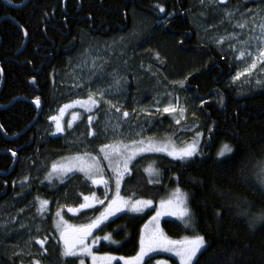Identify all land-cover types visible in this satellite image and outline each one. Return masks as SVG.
<instances>
[{
	"label": "trees",
	"instance_id": "16d2710c",
	"mask_svg": "<svg viewBox=\"0 0 264 264\" xmlns=\"http://www.w3.org/2000/svg\"><path fill=\"white\" fill-rule=\"evenodd\" d=\"M202 1L0 0V106H4L0 107V126L7 135L0 129V264H21L27 252L41 264H78V258L62 256L54 224L41 218L37 198L52 195L53 203L73 205L82 202V193L93 190L91 181L81 175L65 180L52 193L43 183L51 160L85 144L84 140L72 141V135L88 136L77 121L71 134L67 128L62 136L50 137L51 129H44L45 118L67 98L64 86L73 55L90 43L129 34L133 28L139 35L127 47V51L135 49L128 54L132 71L137 70L142 56L145 63L157 68L164 83L183 81L188 95L187 117L181 128L166 116L157 118L156 124L165 127L179 145L192 140L197 132L200 145L194 156L184 160L166 154L154 156L160 178L151 183L144 170L135 167L123 181V194L158 200L179 186L188 195L195 231L175 218L163 219L161 226L172 238L204 236L205 246L193 264H264V221L258 219L264 215V181L260 178L264 82L242 86L231 80L240 63L231 50L202 37ZM19 26L27 35L23 48L25 38ZM152 52L160 60H153ZM136 80L134 84L152 88L148 76L137 73ZM127 88L132 92L131 85ZM37 97L41 111L35 119L37 110L31 100ZM25 128L24 133L10 138ZM71 141L77 145L69 147ZM225 144L233 151L219 156ZM147 160L149 157L139 161ZM102 193L98 186V194ZM100 207L71 219L89 221ZM147 216L148 212H121L107 220L98 232L109 231L118 243H102L100 250L135 254ZM42 233L48 235L43 247L35 239ZM152 258H146L144 264Z\"/></svg>",
	"mask_w": 264,
	"mask_h": 264
},
{
	"label": "rangeland",
	"instance_id": "374dc122",
	"mask_svg": "<svg viewBox=\"0 0 264 264\" xmlns=\"http://www.w3.org/2000/svg\"><path fill=\"white\" fill-rule=\"evenodd\" d=\"M228 1L229 0L202 1L203 8H201L202 10L199 14L201 35L208 41L214 42L225 50H231V52L234 53L235 59L240 63L231 78L235 84L242 86L262 84L264 82V56H261L260 52L264 51V0H245L241 4L228 3ZM138 35L137 28H133V30H129V34H120L109 40H102L99 43L93 42L77 51L70 60L72 64L66 74L68 82L64 86V90L65 93H68L66 94L67 98L56 106L54 112H51L45 118L44 129L46 131H50L51 129V135L61 134L62 132L56 131V122L52 120L51 117L59 116L60 109L63 108L64 105H74L73 107L65 109L61 118V125L64 128V131L69 128L70 131L67 132L71 134L76 130L74 124L78 121L82 126H85V132L88 136L87 138L84 133L81 135L74 133L72 135V141L84 140L85 144L81 147H74V150H70L49 162L43 178V183L46 184L45 186L48 191L54 190L56 186H59L58 189L63 187L66 184L65 180L70 176L81 175L85 178L83 173L75 170L73 173H69L63 177L56 173L51 177L48 176L54 163H66L74 159L76 156H85V154H87L85 158L95 157L100 160L101 167L104 169L103 177L109 184L107 199L104 198V185H98L104 189L103 193L98 197L100 200H104V203L99 204L101 207L95 212L96 215L93 216V219L90 218L89 221H86L83 224L75 223L70 220L67 221L65 219L67 217L66 214L75 212H67L68 208L64 207L65 203L63 201L53 204L55 207L53 211L55 221L53 224L58 237H60V235L56 229V223L59 218L55 215L57 211H60L61 215H64L63 219L67 221V225L80 227L89 224L100 217L101 213L108 208L111 199L115 197V173H113L112 168L108 166V161L102 159L103 154L100 152V149L104 145H127V151L131 152L134 150L135 142L141 140L145 142V147L147 146V143L151 141L154 143L171 142V144L177 148H182L186 144H191L193 141H196L197 151L199 149L200 138L196 135L197 132L192 140H189L185 145H179L173 141L172 136L167 133L165 127L156 124L157 118L166 116L174 125H179L181 128L182 123L187 117L186 102L188 100V95L186 96L183 91L184 85L181 86L183 81H169L164 83L158 75L157 68H155L150 62L145 63L144 60L141 59L142 56H140L142 62L140 59L138 64L136 62L138 66L137 70L132 71L130 66L132 61L129 60L128 54L135 51V49L133 51H127V47L130 43H133V41L138 40ZM241 53H243V55H241ZM150 55L153 60H160L158 53L152 52ZM134 57L135 55L132 56V58ZM253 64H255L254 68L252 67ZM157 65L158 64H156V66ZM135 71H137L139 75L148 76L150 80H152V88L144 87V85L141 84H134L133 81H135V83L137 81V73H134ZM117 80H119L118 85L116 84ZM130 85L133 87L132 92L127 88ZM101 93H103V95H101ZM89 95H92L93 99L96 101L94 105H89V107H91L90 112L86 111V109L81 107L80 104H74V102L78 100L87 101ZM165 107H174L177 110L175 112H164L163 109ZM117 109H119V112ZM180 109H184L182 115ZM124 112L128 113L127 117L123 115ZM73 113H76L78 116V119L75 121L72 120ZM89 116L92 117L91 122L88 120ZM177 119L180 120L179 124L176 123ZM70 122L72 126L68 127ZM72 141L67 142L69 147L77 145V143ZM121 150L123 151L124 149L122 148ZM161 154L168 155L166 152L154 151H144L139 153L129 166L130 172L138 166L144 170L150 180H159L160 170L153 157ZM168 156L174 158L173 156ZM147 157H149V160L146 162L141 163L139 161L140 159L145 160ZM149 165L156 169L158 175H149L145 171ZM113 166H116V158L113 159ZM128 174L129 173H126L122 178L120 196L130 203H135L136 200L152 201L151 206L143 209L141 212H131L127 209L121 211L133 214H143L148 212L147 219L141 227V238L145 225L149 224V221H151L152 217L155 216L158 211H163L160 206L161 201H167L172 198V194L177 188L181 189L183 193L186 192L179 186H176L171 188L170 193L166 197L158 200L127 196L123 194L122 186L123 181ZM260 178L264 181V161L262 162V168L260 169ZM37 199L44 200L40 198ZM39 200L37 202L38 206ZM92 204L93 207H91L90 211L96 207L94 206V200L92 201ZM49 210L50 208L48 205L47 210L41 214L43 220L50 214ZM121 212H117L115 215ZM115 215L109 216L108 219ZM165 218L177 219L174 215H162L158 221L159 227L162 231L161 221ZM149 227L151 228L152 226L149 225ZM105 235H110L112 237L111 233L105 230L103 233H94L88 238L87 243L92 247L93 253L97 256L110 255L116 257L117 259L113 260L112 264H124V260L119 259L120 257L125 259L132 258L140 251V238L137 252L130 256H123L100 250L102 243L114 245L118 243L113 237L112 239L115 240L116 243L105 241L103 239ZM165 236L167 235L165 234ZM192 236L194 235H184L177 238L167 237L171 240H179ZM96 237H100V239L93 244V240ZM17 253L23 255L22 251ZM30 255L31 252H27L26 255H23L24 258H22L21 264H34L35 261L40 262L38 257ZM150 256H153V258L149 261V264H158V262H161V264H180V259L175 256L174 252L165 251L163 248H158L156 251L150 252L144 257L141 264H144L146 258ZM82 258L84 259L85 264H92L91 257L85 256ZM172 259H175L176 261H173Z\"/></svg>",
	"mask_w": 264,
	"mask_h": 264
},
{
	"label": "snow or ice",
	"instance_id": "6c2138e0",
	"mask_svg": "<svg viewBox=\"0 0 264 264\" xmlns=\"http://www.w3.org/2000/svg\"><path fill=\"white\" fill-rule=\"evenodd\" d=\"M160 12H164L163 7H159ZM243 55V53H241ZM261 56H264V51L260 52ZM255 67V64L252 65ZM119 84V80L116 81ZM181 86L183 84L181 83ZM103 95V93H101ZM34 103L39 107L40 99L37 97ZM96 101L93 99L92 95H89L87 101H75L74 104H80L81 107L85 108L86 111L90 112L91 107L89 105H94ZM74 105H64L60 109L59 116L51 117L52 120L56 122V131L63 132L64 128L61 125V118L64 114L65 109L73 107ZM177 109L174 107H165L164 112H175ZM119 112V109H117ZM181 115L184 109H180ZM125 117L128 116L127 112H124ZM78 119L76 113L72 114V120ZM89 122H91L92 117H88ZM177 124L180 120L177 119ZM71 122L68 127H71ZM199 135V134H198ZM124 149L123 151L121 149ZM127 145H104L100 152L103 154L102 159L108 161V166L112 168L113 173H115V197L111 199L108 208L101 213L100 217L93 220L91 223L82 225L80 227H72L67 225V221L63 219L60 211L56 212V217L59 218L56 223V229L59 232L60 240L63 241V257H74L79 258V264H85L82 257H91L92 264H112V261L117 259L116 257L105 255L97 256L93 253L92 247L87 243L90 236L93 235V230L101 226V224L106 221L109 216L115 215L117 212L124 211L127 209L131 212H141L143 209L151 206V200H136L135 203H130L120 196V185L122 178L126 173L130 174L129 166L132 164L134 158L144 151H154V152H166L168 155L173 156L176 159L184 160L194 156L197 153V143L193 141L191 144H186L182 148H177L171 144V142L166 143H154L149 141L145 147V142L143 140L135 142L134 150L131 152L127 151ZM233 149L225 144L222 146L219 156H225L226 153H231ZM85 156H76L74 159L66 162L52 165L51 172L48 176L51 177L54 173L59 174L61 177L73 173L74 170L84 174L85 178L93 185L103 184L105 187L104 198H108V181L104 179L103 172L104 169L101 167V162L95 157L85 158ZM116 158V166H113V159ZM122 165V167H121ZM145 171L149 175H158L156 169L151 165ZM152 182L151 180L149 181ZM84 203L80 204L79 209L69 208L70 212H78L80 209H86L93 207L92 201L96 200L98 203L103 204L104 200H100L96 197L93 192L91 196H84ZM49 204L48 200H39L38 212L43 214L47 210ZM161 209L163 211H158L155 216L152 217L149 224L144 227V232L140 238V251L132 258L125 259L120 257L119 259L124 260V264H141L144 257L150 252L156 251L158 248H163L165 251L174 252L175 256L179 257L180 264H193L194 258L197 257V253L201 251L205 246V238L201 235H194L192 237H185L179 240H171L160 229L158 221L162 215H174L180 220L186 229H192L195 231V220L194 214L188 206V195L183 193L181 189L177 188L172 194V198L167 201H161ZM258 219L264 221V215L260 216ZM149 225L152 227L150 228ZM47 238H45L46 240ZM100 237H96L93 240V244L99 240ZM105 241H110L111 243H116L110 235H105L103 237ZM45 240H36V243L43 247ZM34 264H40L39 261H35ZM161 264V262H158ZM198 264V262H197Z\"/></svg>",
	"mask_w": 264,
	"mask_h": 264
},
{
	"label": "flooded vegetation",
	"instance_id": "af4514ba",
	"mask_svg": "<svg viewBox=\"0 0 264 264\" xmlns=\"http://www.w3.org/2000/svg\"><path fill=\"white\" fill-rule=\"evenodd\" d=\"M48 135L51 137H58V136H62V133L61 134H58V135H51V132H48ZM14 161V160H13ZM91 185L93 186V190H91V191H89V192H87V193H82L81 194V196H82V202L80 203V204H82V203H84V199H83V197L84 196H91L92 195V193L94 192L95 193V195H96V197H99V194H98V185H93L92 183H91ZM47 189V188H46ZM48 190V189H47ZM53 192V190H51V191H48V193H52ZM53 196L52 195H49V196H47V197H42L41 199H44V200H48L49 201V208H50V210H49V212H50V214L46 217V220H48V219H50L49 221H51V223H53V221L55 220V216H54V213H53V211H54V209H55V207H54V203H53V198H52ZM36 201V200H35ZM94 202H95V205L94 206H98V202L96 201V200H94ZM80 204H73V205H67L66 203L64 204V207L65 208H73V209H77V208H79V206H80ZM37 206H38V204H37ZM38 208H39V206H38ZM68 209H67V212H69L68 211ZM90 209L91 208H89V209H82V210H79L78 212H75V213H71V214H66L67 215V217L65 218L67 221H73L72 219H71V217H77V216H79L80 215V213H82V212H89L90 211ZM40 215H41V213H40ZM62 216H64V215H62ZM42 218V217H41ZM64 218V217H63ZM45 220V219H44ZM106 222V221H105ZM101 227V226H100ZM99 227V228H100ZM48 237V235H46V234H43L42 233V235H38V236H36V240H45V238H47ZM58 237V236H57ZM60 239V237H58V240ZM59 242L60 243H62V245H63V242L61 241V240H59Z\"/></svg>",
	"mask_w": 264,
	"mask_h": 264
},
{
	"label": "water",
	"instance_id": "95a60500",
	"mask_svg": "<svg viewBox=\"0 0 264 264\" xmlns=\"http://www.w3.org/2000/svg\"><path fill=\"white\" fill-rule=\"evenodd\" d=\"M25 38H26V37H25ZM25 44H26V41L23 42V44H22V48L25 46ZM1 83H2V81H1ZM34 101H35V100H32L31 103L36 107V110H37V112H36V116H35V119H36V118L39 116V114H40L41 106L38 107V106L34 103ZM0 107H1V108H4V106H0ZM0 129H1L2 133H3V135H4L5 137H7V135L4 133V131H3V129L1 128V126H0ZM25 131H26V128L23 129L22 131H20L19 133L14 134V135L11 136L10 138L18 137V135L24 133ZM1 153H6V151H1ZM15 159H16V155H15V153H14V161H13V163H12V165H11V168L13 167V165H14V163H15ZM95 230H96V229H94L93 232H94Z\"/></svg>",
	"mask_w": 264,
	"mask_h": 264
},
{
	"label": "bare ground",
	"instance_id": "6f19581e",
	"mask_svg": "<svg viewBox=\"0 0 264 264\" xmlns=\"http://www.w3.org/2000/svg\"><path fill=\"white\" fill-rule=\"evenodd\" d=\"M19 27H20V28L22 29V31H23L24 38L27 37L25 30H24L21 26H19ZM24 41H26V38H25ZM0 73H1V81H2V79H3V75H2L1 70H0ZM1 84H2V83H1ZM31 101H32V100H31ZM62 134H63V132H62ZM13 155H14V154H13ZM71 177H72V176H70L69 178H71ZM69 178H67V179H69ZM67 179H66V180H67ZM111 218H112V217H111ZM111 218H110V219H111ZM108 220H109V219H108ZM106 221H107V220H106ZM103 223H105V222H103ZM103 223H102V224H103ZM102 224H101V226H102Z\"/></svg>",
	"mask_w": 264,
	"mask_h": 264
}]
</instances>
